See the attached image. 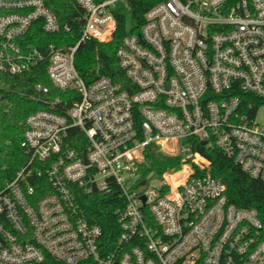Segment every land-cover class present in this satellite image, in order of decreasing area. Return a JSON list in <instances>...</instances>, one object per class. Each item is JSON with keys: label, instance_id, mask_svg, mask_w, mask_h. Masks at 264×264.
<instances>
[{"label": "built area", "instance_id": "2783aa9c", "mask_svg": "<svg viewBox=\"0 0 264 264\" xmlns=\"http://www.w3.org/2000/svg\"><path fill=\"white\" fill-rule=\"evenodd\" d=\"M75 1L76 44L39 47L35 27L55 36L70 26L43 0H0V75L47 63L51 84L79 95L63 103L35 86L49 109L27 117V162L0 191V264H264L257 210L231 204L197 150L220 151L264 183V0L159 1L117 50L129 90L106 76L87 83L75 67L80 46L111 42L127 19L120 0ZM124 1L131 29L135 0ZM152 144L181 167L144 175ZM116 190L119 232L107 236L77 194Z\"/></svg>", "mask_w": 264, "mask_h": 264}, {"label": "trees", "instance_id": "16d2710c", "mask_svg": "<svg viewBox=\"0 0 264 264\" xmlns=\"http://www.w3.org/2000/svg\"><path fill=\"white\" fill-rule=\"evenodd\" d=\"M51 9L62 25H69V34L46 35L39 27H35L29 41L39 47L54 44L75 45L79 38L81 24L77 18L82 15L75 0H43ZM161 0H135L130 10L133 27L130 29L125 17L118 18L117 30L109 43L88 42L80 46L75 55V67L79 75L87 82L106 76L123 88L129 90V81L119 66L117 50L124 37L131 33H138L144 14ZM47 63L41 64L29 74L9 76L0 75L2 88L0 89V191L5 189L17 172L26 164L27 157L21 147L25 132V122L29 115L49 109L43 99L36 98L35 86L42 84L50 89L46 99L60 98L63 103L71 101V97L79 99L75 92L60 91L51 84L46 73ZM73 147L80 149L78 144ZM199 154L210 163L209 173L226 186L229 202L238 208L257 210L264 224V183L251 178L234 161L228 159L220 151H209L197 144ZM182 157L164 154L159 146L152 144L145 150V161L142 173L162 174L168 170L181 167ZM77 200L88 219L103 229L107 236L117 235L119 232L115 210L122 202L116 190L111 195L100 193L86 195L78 192ZM47 264H61L55 259L48 258Z\"/></svg>", "mask_w": 264, "mask_h": 264}, {"label": "rangeland", "instance_id": "374dc122", "mask_svg": "<svg viewBox=\"0 0 264 264\" xmlns=\"http://www.w3.org/2000/svg\"><path fill=\"white\" fill-rule=\"evenodd\" d=\"M117 9H118V11H119L120 13H124V14L127 16V19L129 18V11H128V9H127V4L125 3L124 0H120V1L117 3ZM130 24H131V22H130ZM258 121H259L261 124H263V126H264V113L259 115V117H258ZM197 161H198V162H201V161H204V160H202L200 157H198V158H197ZM154 174H155V173H152V175H150V177H155ZM150 179H152V178L147 177V178H146V181H149ZM151 184H152L153 186H158V185L160 184V181H158V180H156V179H152V180H151Z\"/></svg>", "mask_w": 264, "mask_h": 264}, {"label": "water", "instance_id": "95a60500", "mask_svg": "<svg viewBox=\"0 0 264 264\" xmlns=\"http://www.w3.org/2000/svg\"><path fill=\"white\" fill-rule=\"evenodd\" d=\"M191 160H192V159H188V161H191ZM144 188H145V187H141V189H140V190H141V191H143V190H144ZM93 191H94V193H96V191H97V190H96V188H95V187H94V190H93ZM142 200H143V201H145V197H144V196H142Z\"/></svg>", "mask_w": 264, "mask_h": 264}]
</instances>
